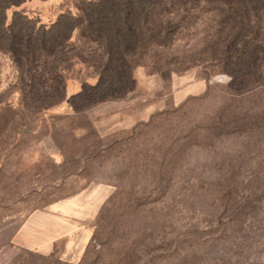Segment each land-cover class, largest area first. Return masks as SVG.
<instances>
[{
    "label": "rangeland",
    "instance_id": "rangeland-1",
    "mask_svg": "<svg viewBox=\"0 0 264 264\" xmlns=\"http://www.w3.org/2000/svg\"><path fill=\"white\" fill-rule=\"evenodd\" d=\"M83 1L24 0L6 21L49 26ZM214 7L189 3L133 58L134 90L79 113L31 98L0 54V264H264V85L229 91ZM77 38L63 77L79 90L97 77ZM84 192L100 206L80 259L16 244L30 215Z\"/></svg>",
    "mask_w": 264,
    "mask_h": 264
},
{
    "label": "trees",
    "instance_id": "trees-1",
    "mask_svg": "<svg viewBox=\"0 0 264 264\" xmlns=\"http://www.w3.org/2000/svg\"><path fill=\"white\" fill-rule=\"evenodd\" d=\"M199 0H90L81 2L76 15H60L49 26L15 12L9 24L6 11L24 0H0V54L18 73L25 87L46 106L65 103L79 113L97 104L124 99L135 88L133 58L152 45L164 46L177 33L173 23L189 3ZM213 2L217 45L209 54L228 75L234 94L264 85V0H203ZM210 11V12H212ZM165 18V19H164ZM188 20V16L185 18ZM86 47L83 63L97 80L82 83L72 94L63 74L70 63L72 36ZM221 35L224 37H221Z\"/></svg>",
    "mask_w": 264,
    "mask_h": 264
},
{
    "label": "crops",
    "instance_id": "crops-1",
    "mask_svg": "<svg viewBox=\"0 0 264 264\" xmlns=\"http://www.w3.org/2000/svg\"><path fill=\"white\" fill-rule=\"evenodd\" d=\"M77 91L71 86L69 94ZM99 200L87 192L52 203L23 223L14 240L27 252L62 259L79 258L93 233Z\"/></svg>",
    "mask_w": 264,
    "mask_h": 264
}]
</instances>
